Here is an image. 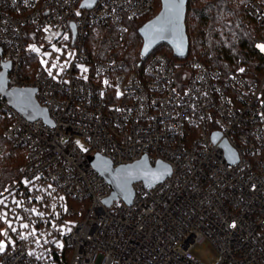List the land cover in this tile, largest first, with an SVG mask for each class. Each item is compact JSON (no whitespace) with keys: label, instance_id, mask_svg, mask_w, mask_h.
<instances>
[{"label":"built area","instance_id":"built-area-1","mask_svg":"<svg viewBox=\"0 0 264 264\" xmlns=\"http://www.w3.org/2000/svg\"><path fill=\"white\" fill-rule=\"evenodd\" d=\"M82 1L0 0V72L10 61L8 89L36 87L53 121L27 118L0 92L11 118L3 135L26 149L0 187V264H206L197 254L206 242L213 264H264V0L243 6L257 27L255 61L239 58L226 72L206 61L207 49L157 51L142 75L114 55L92 57L85 40L94 25L124 34L157 0ZM49 33L74 51L66 64L33 70L29 56L49 47ZM96 152L115 166L146 154L172 173L152 187L134 182L131 203L108 205L112 187L89 158Z\"/></svg>","mask_w":264,"mask_h":264},{"label":"trees","instance_id":"trees-1","mask_svg":"<svg viewBox=\"0 0 264 264\" xmlns=\"http://www.w3.org/2000/svg\"><path fill=\"white\" fill-rule=\"evenodd\" d=\"M248 0H189L186 16L189 35V56H199L205 49L210 51L206 61L220 69L231 71L239 58L252 62L255 55L251 38L255 34L248 15L243 10ZM161 0L156 1L154 9L128 22L127 31L122 34L114 25H94L89 28L85 40L86 51L94 58L114 55L128 63V69L142 75L148 59L141 60L142 37L138 26L153 17L159 10ZM161 51L175 57L172 48L162 43L150 56ZM149 56V57H150ZM33 70L40 63L37 55H30ZM11 118L0 108V187L15 178L26 160L24 146L15 145L3 135V129Z\"/></svg>","mask_w":264,"mask_h":264},{"label":"water","instance_id":"water-1","mask_svg":"<svg viewBox=\"0 0 264 264\" xmlns=\"http://www.w3.org/2000/svg\"><path fill=\"white\" fill-rule=\"evenodd\" d=\"M98 0H83L80 4L82 8L93 7ZM189 0H161L160 10L150 19L138 26V32L142 37L140 49L142 64L148 55L160 44H168L173 54L177 57H185L189 53L190 40L187 33L186 16ZM73 41L76 37V25L72 23ZM12 63H4L3 70L0 72V92L7 98L13 107L18 109L29 119L43 118L49 123H53L49 111L37 100L35 93L36 87H21L8 89V73ZM221 133L214 132L213 139L218 141ZM221 145L226 149L230 161L238 160L235 149L229 144L227 139L221 141ZM91 164L97 169L110 183L111 194L105 199L110 205L113 200L122 198L127 203H131L134 194V182L144 181L149 187L164 180L172 173V166L165 160L159 159L152 164L149 157L145 154L141 158L129 163L115 166L112 160L96 152L89 155Z\"/></svg>","mask_w":264,"mask_h":264},{"label":"rangeland","instance_id":"rangeland-1","mask_svg":"<svg viewBox=\"0 0 264 264\" xmlns=\"http://www.w3.org/2000/svg\"><path fill=\"white\" fill-rule=\"evenodd\" d=\"M160 8H161V5H160ZM248 18L251 21L253 31L256 33L257 32L256 24L254 23L253 19L249 15H248ZM47 41L51 42L49 47L43 49L40 46H38V49L42 53L41 55L38 56L40 61L43 63H48L51 66H52V63L54 64L56 62L65 63V64L68 63V60L71 57V54L73 53L74 48L68 45L63 39H58L56 41H53L51 33L48 34ZM54 49H59L60 51H55ZM255 59L256 58H254L252 61H255ZM75 139L77 142H79V145L81 147L85 148L86 143L81 136H76ZM197 254L206 264H213L216 261L215 250L213 246L208 242L199 246V249L197 250Z\"/></svg>","mask_w":264,"mask_h":264},{"label":"snow or ice","instance_id":"snow-or-ice-1","mask_svg":"<svg viewBox=\"0 0 264 264\" xmlns=\"http://www.w3.org/2000/svg\"><path fill=\"white\" fill-rule=\"evenodd\" d=\"M180 2L182 3V0H180ZM77 14H79V13H77ZM34 50L38 51V49H34ZM54 50L55 51H60L59 49H54ZM53 67H55V65H53ZM84 71H87V69H84ZM49 74H51V72ZM105 83H107V81H105ZM118 95H119V93H118ZM77 143H79V142H77ZM2 203H3V201H0V204H2ZM22 227H28V225H22ZM233 227H235L234 224H233ZM4 234L6 235V233H4ZM3 247H4L3 243L0 242V250H3Z\"/></svg>","mask_w":264,"mask_h":264}]
</instances>
